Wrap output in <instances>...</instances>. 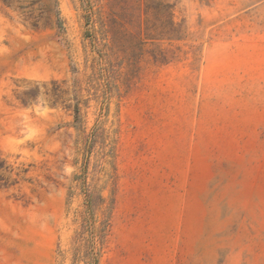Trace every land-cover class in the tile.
I'll use <instances>...</instances> for the list:
<instances>
[{"label":"rangeland","instance_id":"obj_1","mask_svg":"<svg viewBox=\"0 0 264 264\" xmlns=\"http://www.w3.org/2000/svg\"><path fill=\"white\" fill-rule=\"evenodd\" d=\"M0 264H264V0H0Z\"/></svg>","mask_w":264,"mask_h":264}]
</instances>
